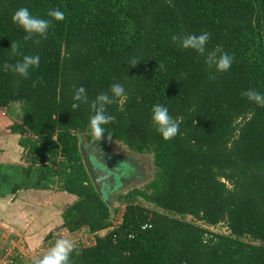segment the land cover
<instances>
[{
    "label": "trees",
    "instance_id": "16d2710c",
    "mask_svg": "<svg viewBox=\"0 0 264 264\" xmlns=\"http://www.w3.org/2000/svg\"><path fill=\"white\" fill-rule=\"evenodd\" d=\"M20 8L43 19L59 9L65 19L25 42L12 21ZM204 31L208 52L234 57L228 72L172 42ZM16 42L40 56L28 79L2 68L22 59L10 51ZM133 58L141 63L130 67ZM114 83L125 97L107 106L114 120L104 138L152 156L156 168L147 187L118 198L127 205L117 225L80 152V136L94 139L91 102ZM80 87L89 104L73 111ZM249 89L264 92V0H0V111L21 105L12 132L30 136L20 141L29 167L77 198L63 228L95 235L72 264H264V107L242 97ZM157 103L180 125L171 140L153 124ZM219 225L230 234L210 231Z\"/></svg>",
    "mask_w": 264,
    "mask_h": 264
},
{
    "label": "crops",
    "instance_id": "0c3cea01",
    "mask_svg": "<svg viewBox=\"0 0 264 264\" xmlns=\"http://www.w3.org/2000/svg\"><path fill=\"white\" fill-rule=\"evenodd\" d=\"M11 134L0 137V259L9 258L10 264H32L40 259L37 257L45 250L42 246L46 240H56V229L70 234L63 228V213L77 198L63 192L57 178L31 169L23 156L20 136ZM106 153L110 154L107 160L116 162L113 152ZM82 231L95 239L88 229Z\"/></svg>",
    "mask_w": 264,
    "mask_h": 264
},
{
    "label": "clouds",
    "instance_id": "9594fccd",
    "mask_svg": "<svg viewBox=\"0 0 264 264\" xmlns=\"http://www.w3.org/2000/svg\"><path fill=\"white\" fill-rule=\"evenodd\" d=\"M51 19H43L33 15L28 8L18 9L12 17V21L24 33V41H33L39 43L40 39H46L52 21L62 22L65 19V13L59 9L51 10L47 13ZM38 38V39H37ZM211 39L210 33L207 31L199 35L196 34H180L172 37V42L177 47L184 50H192L202 56H206V64L209 68L215 67L218 72H228L233 64L234 57L228 53H223L217 57L215 52H208L207 46ZM22 44L20 42L12 43L10 51L13 56H22V59L16 63H5L2 68L6 71L28 79L33 70L38 69L40 65V56L23 55L21 52ZM141 63L138 59L133 58L130 61V67H135ZM35 86V85H34ZM111 95L102 93L91 102V109L94 114L89 118L88 132L94 140L100 141L105 137V126L113 122L114 117L107 114V106L119 101H123L125 97V88L114 83L110 89ZM242 97L249 102L255 103L259 107H264V92H258L253 89L245 90L241 93ZM71 105L73 111L78 110L81 105L89 104L87 90L80 87L75 90L72 97ZM152 121L157 131L168 141L175 138L180 132L179 123L169 114L168 107L157 103L152 107ZM75 250V244L71 239L61 238L56 240L48 252L38 259L35 264H72L71 256Z\"/></svg>",
    "mask_w": 264,
    "mask_h": 264
},
{
    "label": "rangeland",
    "instance_id": "374dc122",
    "mask_svg": "<svg viewBox=\"0 0 264 264\" xmlns=\"http://www.w3.org/2000/svg\"><path fill=\"white\" fill-rule=\"evenodd\" d=\"M22 118V107L20 104H14L11 107L4 109L2 111H0V124H3L4 130L0 132V137L2 136H10L12 135L11 131L13 130V127L16 126V124L21 123L20 121ZM2 129V128H1ZM20 136V141L23 138H30V136L23 134L22 136ZM80 138L83 139V141L86 139L83 136H80ZM19 141V142H20ZM94 143H99L101 144L103 147L107 146L108 147V151L110 150V152H113V154L116 156L115 160L116 163H118V165L114 162L113 163V169L115 168V175L113 182L119 181L123 179L122 184H118L117 187L115 188L116 190L113 192L112 194V198H109L105 196V199L109 200V203L111 204L112 208V214L115 215L114 211L115 209L119 211L118 215H115V218L113 220V223L115 225L119 224L121 222V212L125 209V206L127 205L126 202L119 201L118 198L121 195H125L128 192L134 190V189H144L145 187H147L148 183L154 178L155 176V172H156V168L154 165V161L152 156L150 155H139L136 154L134 152H132L131 150H129L127 147H125L124 145L120 144V143H116L114 141H111L109 139H105L102 138L100 141H95L93 140ZM103 151H106L103 149ZM23 156L25 158V161L29 160L28 156H27V152L24 151L23 152ZM122 158V160H121ZM123 161L126 164L125 167V171L123 170V166H122V162ZM128 163L130 165H128ZM122 171V176L121 178H119L120 173ZM113 185L115 186V183H113ZM109 186V185H108ZM108 186H103L104 192L107 191ZM122 188V189H121ZM120 195V196H119ZM115 199V201L117 200V202H112ZM140 204H142L143 206L151 209V210H157V208L151 204L146 203L143 200L139 201ZM186 221L188 222H195L191 217H187ZM197 224H199V222H196ZM210 231H212L213 233H217V234H225V235H229V230L227 229V227L225 225H219L217 227L214 228H209ZM63 229H56L55 233H53V236L55 237L54 239L58 240L61 238H66V239H71L74 244L75 247H90L94 244L95 239H91V237H87L88 234L85 231H80L79 235H72L74 233H66L63 234L62 233ZM64 232V231H63ZM107 232L101 233L99 235L103 236L106 235ZM53 237L49 238L48 240H46V244L45 246L43 245L42 248L45 249L43 252L40 251L41 253L39 254V256L37 258H42L47 252L48 250L54 246L56 240H52ZM52 240V241H51ZM247 241H249L247 239ZM45 242V241H44ZM4 258V257H1ZM0 264H10L11 261H8L9 258L6 259H0ZM4 261V263L2 262ZM13 264V263H12Z\"/></svg>",
    "mask_w": 264,
    "mask_h": 264
},
{
    "label": "water",
    "instance_id": "95a60500",
    "mask_svg": "<svg viewBox=\"0 0 264 264\" xmlns=\"http://www.w3.org/2000/svg\"><path fill=\"white\" fill-rule=\"evenodd\" d=\"M80 152L83 158L84 165L87 169V172L91 178V181L96 189V191L101 195V197L105 198L106 194L104 192L103 186L107 183L108 180L114 179V173L109 172L110 170L105 171L102 169L101 165L100 167H97V165L93 161V156L91 152V148L89 147V144L87 141H83V139H80ZM110 154L107 153V156ZM95 158V157H94ZM98 162H102L99 157L95 158ZM113 169V168H112ZM107 171V172H106ZM106 200V199H105ZM109 207H111V204L109 203V200H106ZM112 210V208H111Z\"/></svg>",
    "mask_w": 264,
    "mask_h": 264
},
{
    "label": "flooded vegetation",
    "instance_id": "af4514ba",
    "mask_svg": "<svg viewBox=\"0 0 264 264\" xmlns=\"http://www.w3.org/2000/svg\"><path fill=\"white\" fill-rule=\"evenodd\" d=\"M94 140V139H93ZM93 140L91 141V142H87L88 144H89V147L91 148V152H92V155H94L93 156V161H94V163L97 165V167H100L99 165H101V167H102V169L105 171V169L106 170H110L109 172H112V173H114L115 174V168L114 169H112L113 168V163H112V161L109 159V160H107V153H106V151H103V149L104 150H107L108 151V147L107 146H105V147H103L101 144H99V143H94L93 142ZM110 151V150H109ZM97 158V157H99V159L102 161V162H98L95 158ZM114 157H116V156H114ZM121 160H122V158H121ZM122 162V166H123V170L125 171V167H126V164L123 162V161H121ZM116 163V162H115ZM118 163L119 162H117L116 164L118 165ZM99 164V165H98ZM128 165H130L129 163H128ZM125 166V167H124ZM100 167V168H101ZM116 175V174H115ZM117 176V175H116ZM121 176H122V171H121V173H120V176H119V178H121ZM113 183H115V186L113 185ZM122 183H124L123 182V179L122 180H119V181H116V182H113V180H108L107 181V183L105 184V186H108V188H107V191L105 192L108 196H110L111 198H112V194H113V192L116 190L115 188L117 187V185L118 184H122ZM122 189V188H121ZM112 200H114L115 201V199H112ZM116 202H117V200H116Z\"/></svg>",
    "mask_w": 264,
    "mask_h": 264
},
{
    "label": "built area",
    "instance_id": "2783aa9c",
    "mask_svg": "<svg viewBox=\"0 0 264 264\" xmlns=\"http://www.w3.org/2000/svg\"><path fill=\"white\" fill-rule=\"evenodd\" d=\"M146 227H144V229H145Z\"/></svg>",
    "mask_w": 264,
    "mask_h": 264
}]
</instances>
